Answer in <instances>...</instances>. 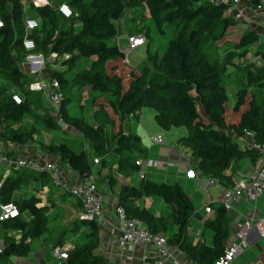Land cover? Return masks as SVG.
I'll return each mask as SVG.
<instances>
[{"label":"trees","instance_id":"obj_1","mask_svg":"<svg viewBox=\"0 0 264 264\" xmlns=\"http://www.w3.org/2000/svg\"><path fill=\"white\" fill-rule=\"evenodd\" d=\"M24 1L0 0L1 144H37L41 154L65 165L80 180L94 174L97 185L113 189V168L117 174L131 177L139 170L136 160L147 159L140 137L130 130L129 118L148 108L154 111L159 129H185L186 135L179 140L191 150L203 174L231 185L232 175L226 174L231 166L242 158L257 164L258 153L242 147L238 139L250 131L254 142H264V39L254 30L240 28L229 4L211 0H50L49 5L35 7L31 0ZM60 4H66L74 15H60L56 9ZM25 7L38 19V28L29 35L36 52L46 57L54 52L60 57L55 65L46 67L48 78L59 83L62 94L55 116L43 94L29 89L33 78L20 67ZM139 8L147 12L166 42L160 54L150 55L146 48L149 68L137 69L136 73V69L120 64L125 55L116 40L118 22L127 11ZM150 33L146 30V36ZM246 57L253 61L258 58L257 63H245ZM84 63L86 66L79 69ZM124 68L129 74L126 80L121 76ZM230 72L236 74L237 85L232 108L227 107L221 82V77ZM87 88L96 108L92 123L80 110H73L82 102L81 93ZM15 93L22 97L20 104L11 99ZM220 97L225 106L219 103ZM25 117L31 122L30 128L23 123ZM44 130L60 133L61 139L42 141L39 138ZM66 136L87 141L91 151L80 148L76 152L72 147L76 141L68 143ZM34 183L42 188L52 185V180L45 173L28 169L12 170L8 175L0 169V204L13 202L18 209L16 217L0 221V264L27 258L33 242L42 236L50 240V252L68 237L66 229L51 236V223L61 217L62 207L53 200L42 204L36 195L23 196ZM117 198V206L125 209L128 218L140 221L150 233L162 236L169 232L164 238L188 261L214 264L222 255L229 237V220L221 206L213 205V216L204 223L214 234L213 244L208 246L188 241L194 205L178 183L144 180L138 186H121ZM142 198L160 200L167 212L156 217L139 208L135 203ZM78 222L88 229L85 242L74 245L59 264H112L97 252L99 225L77 216L71 232L79 231Z\"/></svg>","mask_w":264,"mask_h":264},{"label":"built area","instance_id":"obj_2","mask_svg":"<svg viewBox=\"0 0 264 264\" xmlns=\"http://www.w3.org/2000/svg\"><path fill=\"white\" fill-rule=\"evenodd\" d=\"M247 0H211V3L216 4H229L232 17L237 22L247 21L246 8L244 2ZM28 3L27 0L24 1ZM32 5L35 7H42L49 5L50 0H31ZM53 5V4H51ZM58 13L64 18H70L74 15L71 8L66 4H60L56 7ZM24 27L25 32L22 39V46L24 49V56L20 66H26L22 68V71L33 80L29 84V89L35 92L43 94L45 100L51 109L57 112L61 100L62 94L60 93L59 83L54 79H49L48 76H44L43 71H46L47 65H55L59 60V56L52 52L47 57L42 53L36 52V44L30 33L38 28V19L31 15L28 8H24ZM3 21L0 17V28ZM128 49L127 51L146 45V37L132 36L127 39ZM127 53V52H126ZM15 104H20L22 97L15 93L11 97ZM253 133L246 131L242 138L238 141L242 143L243 139H249V149L258 153L259 158L257 166H255L245 176L239 178L233 186L226 187L217 199V203L221 206L225 212L233 211L235 206L242 201L256 202L258 199L264 196V142L256 143L252 140ZM156 142H161V138L157 137ZM11 152L5 151L0 148V169H2L4 175H8L12 170L16 169H28L36 173H45L50 176L52 185L59 187L64 193H67L76 198L80 205L79 218L82 220L95 221L98 225L102 224L105 219L103 216V207L105 204V197L102 190L92 180V177L87 180H81L78 183H68L61 180L58 175V164L53 162L48 156L38 155L26 158H18ZM93 164L97 165L98 160L94 159ZM135 165L139 168L136 176L139 180H146V173L144 167L153 166V161L136 160ZM171 164H168V166ZM201 171H194L188 169L186 177L189 179H196L200 181L198 174ZM213 180L209 182V185L213 184ZM213 202L210 205L204 206L203 224L213 216ZM18 215V209L16 205L11 202L6 205L0 204V221L8 218H13ZM115 222L111 227L112 233L116 236V246L121 251H126L131 247H138L143 245H149L153 247L154 256L151 259H144L142 264H195L186 259L185 255L176 247L169 245L167 240L161 235H155L150 233L144 224L136 219L128 218L125 209L121 206L114 208ZM195 216V215H194ZM193 217V216H192ZM255 227L258 230L259 236L264 237V210L252 211L250 215L242 221L238 230L234 235V239L227 240L225 249L214 264H234L236 259L241 256L248 249V232ZM192 232L191 227L188 230V236ZM201 230L195 232V236L200 237ZM70 246L62 245L56 246L52 249L51 255L59 262L67 258ZM1 251V248H0ZM47 264V263H36Z\"/></svg>","mask_w":264,"mask_h":264},{"label":"crops","instance_id":"obj_3","mask_svg":"<svg viewBox=\"0 0 264 264\" xmlns=\"http://www.w3.org/2000/svg\"><path fill=\"white\" fill-rule=\"evenodd\" d=\"M228 1V0H226ZM246 8V16L248 17L247 21L239 22L240 28L244 29H251L254 30L260 37V39H264V2L262 0H247L244 2ZM126 52V51H125ZM247 58V57H246ZM252 57H248L244 60L245 63H249L248 61L251 60ZM258 59V58H257ZM137 70V69H136ZM44 76H47L46 71H43ZM83 101L85 100V95L83 96ZM88 100L93 99V95H87L86 99ZM80 103V104H81ZM89 104V103H88ZM85 109H88V105L85 103ZM91 109L88 111L90 116H85L86 121L92 123L93 121V112L96 108L93 104L90 103ZM109 116L113 118L111 112L108 111ZM55 116V115H54ZM130 130L132 133L137 134L141 139V144L143 148L147 152V159L153 161L154 165L150 167H144L146 173V180H152L156 182H163L166 184H174L178 183L184 191L188 194L191 198V201L194 205V214L192 219H196L199 221L204 220L203 216V208L204 206L210 205L212 202L213 205H218L216 202L219 198L220 194L223 190L228 186H233L234 183L249 173L255 166L249 162V160L242 158L237 164L231 166L227 171L226 174H230L232 184H227L225 182L213 179L202 172L198 174L200 181L196 179H189L186 177V172L188 169H193L194 171H198L197 168V161L192 156L191 150L185 147L182 142H180L179 137L176 141L172 140V137H176L175 131L177 129H173L170 131H165L170 137L165 138V133L161 129H153L151 132L150 130H146L143 122H142V110L136 112L134 115L130 116ZM29 121V120H28ZM29 125H25L27 128H30L31 122L29 121ZM140 127H142V134ZM186 135V131L184 137ZM157 137L161 138V142H156L155 139ZM250 144L249 139L242 140V147L248 148ZM0 148L5 149L12 153L13 156L18 158H26L31 156H38L40 155V151L37 144L34 143H27L26 145H3L0 143ZM85 150L91 151L90 145H85ZM249 149V148H248ZM43 155V154H41ZM45 156V155H43ZM58 164V163H57ZM168 164H171V166ZM59 166V165H58ZM65 165H62L64 167ZM65 168V167H64ZM67 168V167H66ZM113 176L116 181V185L113 189H107L104 186L97 185L101 190L105 197V204L103 207V216L105 221L99 225L100 230V245L97 250L98 254L104 258V260L108 263L112 264H142L144 259H151L154 256V250L152 246L143 245L138 247H131L126 251H121L116 246V236L112 233L111 227L115 222V215H114V208L117 206V194L119 192V188L121 186H138L141 180L138 179L136 175L131 177H124L116 173L115 168H113ZM62 181L68 183H78L81 180L78 176L70 170H66L64 175H61ZM96 175L93 174L92 180L96 181ZM213 180V184L209 185V182ZM71 181V182H70ZM201 188L207 194L209 201L204 204L202 203V195L199 194ZM209 188H214L217 193L215 196L208 192ZM29 192V196L36 195L37 197L41 198L42 204H45L46 201H43L42 197H47L48 200H53L59 207H62L67 213L71 215V218L77 217L80 210V205L76 199L73 201L67 200L64 195L60 201H56V197L59 196L58 193L52 190L51 187H42L39 183H34L30 187H28L25 192ZM42 194V196H41ZM18 195V194H17ZM62 195V196H63ZM63 204V205H62ZM141 209H147L149 212L153 213L154 216L158 217L162 212H156L152 210V207L155 205L154 200L152 198H142L135 203ZM67 205V206H65ZM69 206V207H68ZM263 211L264 210V196L258 199L256 202H247L242 201L241 203L237 204L233 211L226 212V215L229 220L228 224V232L229 237L227 240L234 239V235L238 230L239 225L242 221L250 215L252 211ZM164 214V213H163ZM202 214V215H201ZM195 215V216H194ZM192 229V228H191ZM199 230V229H198ZM197 230V231H198ZM81 231L79 228L78 233ZM194 235L193 229L189 237ZM203 235V234H201ZM18 238L17 235H15ZM201 237V236H200ZM199 237V238H200ZM214 234L211 230H206L204 235L201 237L200 240H196L193 243H204L208 246L213 244ZM76 240V239H74ZM203 240V241H202ZM248 244L249 247L241 256H239L234 264H264V237H260L258 230L253 227L251 231L248 232ZM70 243V241H69ZM71 244V243H70ZM72 248L74 245L66 244ZM80 246L81 244H75ZM1 246V245H0ZM34 253L33 250L27 258H15L16 264H36V263H47L44 256L42 257L40 254ZM39 257V258H37ZM14 259V258H12ZM15 261V260H14ZM32 261V262H30ZM48 264V263H47Z\"/></svg>","mask_w":264,"mask_h":264},{"label":"rangeland","instance_id":"obj_4","mask_svg":"<svg viewBox=\"0 0 264 264\" xmlns=\"http://www.w3.org/2000/svg\"><path fill=\"white\" fill-rule=\"evenodd\" d=\"M151 20H149L148 18V15H147V12L143 9V8H139V9H136V10H130V11H127V13H125L124 17L118 22V38L116 40V44L118 45V48L120 49L121 52L124 53L125 55V60L124 62H120V64H124L126 66H129L131 68H133L134 70L135 69H145V68H149V63L147 62L146 60V48L148 47L149 48V54L152 55L154 53H157V54H160L165 46V42L163 37H161L157 31H156V28L154 26V24H151L150 22ZM146 30L148 31V34L149 32L151 31L149 37L146 36ZM139 35H142V36H145V37H148L146 39V45L144 46H141V47H137V48H133L129 51H127L128 49V41L127 39L129 37H132V36H139ZM225 47H227L228 45H224ZM127 53H126V52ZM251 56V55H250ZM253 57V56H252ZM255 58V57H254ZM257 60H251L248 61V62H253V63H257ZM126 61V62H125ZM84 66H86V64H80L79 65V69H82ZM21 68H26V66H20ZM124 70L126 72H124L123 74H121V76L123 77L124 80H126L129 76L128 74V70L126 68H124ZM138 70H135L138 71ZM136 73H139V72H136ZM234 74L233 72H230L229 74H224L222 77H221V82H222V86L224 87L225 91H226V97H227V107L228 108H232V106L234 105L235 103V100H236V96H235V92L237 90V85H236V82H235V77H234ZM82 96L85 95V100L83 101V103L77 105L75 104L73 106V110L75 111H78L80 110V113L82 116H90L91 114L88 113V111L91 109L90 107V103L93 104L94 106V102H93V99H91V102L90 100H88V98L86 99L87 95H91L92 96V92L90 91L89 88H87L86 90H84L83 93H81ZM77 95V94H76ZM79 95V94H78ZM84 99V98H83ZM85 103L88 105V109L86 110L85 107ZM89 103V104H88ZM219 103L223 106L224 105V98L223 97H220L219 98ZM95 107V106H94ZM52 113L53 115H55L56 111L55 110H52L50 108H48ZM224 110V109H223ZM95 111V110H94ZM154 111L151 110V109H148V108H143L142 109V122L146 128V130H150L151 132L153 131V129H159L154 121ZM29 119L27 117H25L24 119V125H29ZM140 130H141V133H142V127H140ZM175 131V134H176V137H172V140L176 141L179 137H182L181 135H184L185 134V129L183 128H180V129H177V130H174ZM56 132H59L58 130ZM165 133V131L163 132ZM144 134V133H142ZM165 138H169L170 136L168 134L165 133ZM55 139L56 140H60L61 139V136H60V133L59 134H52L51 132H47V131H42V134H41V137L39 139H41L42 141H47L48 139ZM67 138V142L68 143H71V141H76L75 144L72 146L73 149L78 152V150H80V148H84L86 144L89 145V143L83 139H77V138H70L68 136H66ZM36 139H38V137H36ZM85 149V148H84ZM58 175L60 176L61 180H62V177L61 175H64L65 174V171L68 170L66 168V166L62 167V165L58 164ZM71 172V171H70ZM71 182V181H70ZM73 183V182H71ZM49 187L52 188L53 191H55L56 193H58L59 196L56 197V201H60L59 199H61L62 197H64V192L63 190H61L59 187H55L53 185H50ZM208 192L210 194H212L213 196L216 195L217 191L214 189V188H209ZM199 194L202 195V203L201 204H204L206 203L207 201H209V198L207 197V194L206 192L204 191L203 188H201V190L199 191ZM30 194L28 191L24 192L23 196L25 197H28ZM63 195V196H62ZM68 196H65L67 198V200L69 201H73L74 199H76L75 197L67 194ZM42 196V194H41ZM17 198H18V195H17ZM43 201H49L47 199V197H42ZM154 200V199H153ZM45 202V203H46ZM154 203L155 205L152 207V210L153 211H156V212H162V214L166 213L167 211L165 210L164 206H163V203L160 201V200H157L155 199L154 200ZM63 205V204H62ZM67 206V205H65ZM69 207V206H68ZM68 211H66L65 209H62L60 210V215L61 217L55 221H52L51 225H52V228H53V232L51 234V236H56L57 235V232H59L61 229H66V232L68 231V237L65 241V244H84L85 242V238H84V235L85 233L88 232V229L86 227H83L81 225L80 222H78V226L79 228L81 229V231L78 233V232H71V229L73 228V225L71 224L73 222V218H71V215L67 213ZM229 213H231L229 211ZM202 215V214H201ZM76 217V216H75ZM26 218V217H25ZM190 227L193 229V233L195 234V232L199 229L201 230L202 234L204 235V232L206 230H209V229H206L204 227V224L199 221V220H196V219H191V222H190ZM169 234L168 233H164L162 234V237H167ZM201 235V237L203 236ZM46 236H42L41 239L39 240H36L33 242V254L34 253H37L40 254L42 257L44 256V258L46 259L47 263L48 264H59V261L56 260L55 258L52 257L51 255V245H50V240L49 239H46ZM199 238L195 235H193L192 237H189L188 236V241L193 243L194 241L196 240H200L202 238ZM76 239V240H74ZM48 241V242H47ZM70 241V243H69ZM203 241V240H202ZM48 243V246H46ZM37 254V255H38ZM39 258V257H37ZM15 260V261H14ZM13 264H16V259H12L11 260ZM32 262V261H30Z\"/></svg>","mask_w":264,"mask_h":264}]
</instances>
